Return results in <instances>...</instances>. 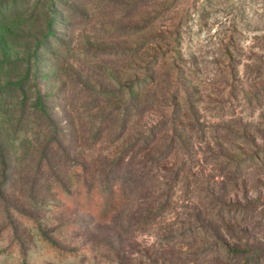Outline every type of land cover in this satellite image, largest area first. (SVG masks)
<instances>
[{"label": "rangeland", "instance_id": "1", "mask_svg": "<svg viewBox=\"0 0 264 264\" xmlns=\"http://www.w3.org/2000/svg\"><path fill=\"white\" fill-rule=\"evenodd\" d=\"M260 62L264 0H0V264H264Z\"/></svg>", "mask_w": 264, "mask_h": 264}, {"label": "trees", "instance_id": "2", "mask_svg": "<svg viewBox=\"0 0 264 264\" xmlns=\"http://www.w3.org/2000/svg\"><path fill=\"white\" fill-rule=\"evenodd\" d=\"M256 73L257 79H264V62H260V64L257 65ZM233 75L234 74L232 73V76ZM253 97L257 103L260 102L259 106L263 108L264 81L260 84V86L256 87ZM260 127H264V118H262V121L260 122ZM260 132L264 134L263 130H261ZM115 171L116 175H114V177H112L111 179H102V183H104V185L101 187L99 192L92 190L93 186L89 184L88 180L84 181L86 187V191L84 192V194L87 197L93 198L95 197L94 195H96V193L107 195V197L105 198V207L103 212L105 215L109 216L116 212L121 206H123L125 200H128L126 196L129 189H131V186L133 184L136 185L140 181L144 180L147 175L150 174V171L146 170L144 161L136 160L135 157L128 163L124 172H121L119 168L115 169Z\"/></svg>", "mask_w": 264, "mask_h": 264}]
</instances>
